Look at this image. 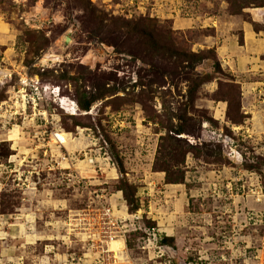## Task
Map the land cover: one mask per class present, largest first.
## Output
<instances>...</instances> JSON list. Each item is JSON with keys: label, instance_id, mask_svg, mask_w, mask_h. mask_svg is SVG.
<instances>
[{"label": "rangeland", "instance_id": "374dc122", "mask_svg": "<svg viewBox=\"0 0 264 264\" xmlns=\"http://www.w3.org/2000/svg\"><path fill=\"white\" fill-rule=\"evenodd\" d=\"M56 131L86 182L55 168ZM196 164L198 191L207 164L264 183V0H0V264H90L82 211Z\"/></svg>", "mask_w": 264, "mask_h": 264}, {"label": "built area", "instance_id": "2783aa9c", "mask_svg": "<svg viewBox=\"0 0 264 264\" xmlns=\"http://www.w3.org/2000/svg\"><path fill=\"white\" fill-rule=\"evenodd\" d=\"M32 88V103L38 104L39 100L44 99L41 94L43 89L36 85H32ZM41 138L46 140V136ZM67 140L65 133L56 131L50 134L47 141L50 146L46 147L47 153L61 158V161L54 165L55 168L68 160L64 153L57 154L60 149L65 150ZM86 152H90L87 154L89 164L94 165V168L89 169L92 172L102 169L107 162L111 163L110 158L107 161L108 152L103 147L90 148ZM60 171L67 173L68 182H86L87 177L83 171L63 165ZM200 197L201 207L211 202L214 204L213 209L210 213L206 210H203V213L194 210L188 212L187 218L191 228L196 229L200 236L189 240L182 253L177 245L168 242L166 231L159 225L146 221L145 213L140 207L123 216L115 211L108 201L109 197L106 204L82 211L78 224L93 225L87 227L91 246L89 250L93 255L90 257L88 254L90 264H264V235L260 241H256L249 234L264 229L262 177L254 172L247 180H239L238 185L233 181L224 183L215 179L205 183ZM238 197H243L245 201L251 199L256 205L263 207L240 205ZM135 235H139L137 248L142 252V256L138 258L140 261L130 253Z\"/></svg>", "mask_w": 264, "mask_h": 264}, {"label": "crops", "instance_id": "0c3cea01", "mask_svg": "<svg viewBox=\"0 0 264 264\" xmlns=\"http://www.w3.org/2000/svg\"><path fill=\"white\" fill-rule=\"evenodd\" d=\"M248 32L251 33L250 30ZM198 167L199 164L189 165L190 172L185 180L177 182H167L164 172H153V179L148 183L146 182L147 185H139L136 192V196L139 198L140 209L145 213L146 219L152 224L159 225L162 230L166 231L168 242L177 245L181 253L189 240L200 236L196 229L191 228L187 215L189 211L196 209L193 201L200 198L205 183L218 179L224 181V183L233 181L238 185L240 177L235 179L234 176L236 174L243 172L249 178L251 173L256 172L255 169L242 171V166L238 165L224 166L222 169L211 168L209 164L203 165L201 168L203 169L204 178L199 180L202 183L201 190L198 191L200 185H193V179L189 178V176L191 177V172H195ZM114 171L116 172V170ZM117 192L115 196L119 197V199L112 195L109 200L110 204L113 205L118 214L123 216L128 215L129 207L127 201L124 199L123 192L122 190H117ZM238 201L240 205L263 207V205H256L251 199L245 201L243 197H238ZM192 205H194L193 208ZM200 208L202 207L200 206ZM249 234L254 237V240L260 241L264 235V229L261 228L260 232H251Z\"/></svg>", "mask_w": 264, "mask_h": 264}, {"label": "trees", "instance_id": "16d2710c", "mask_svg": "<svg viewBox=\"0 0 264 264\" xmlns=\"http://www.w3.org/2000/svg\"><path fill=\"white\" fill-rule=\"evenodd\" d=\"M83 105V108H85V109H88L89 108V103H86V104H82ZM169 175H167V178H169L168 180H170V177H168ZM175 182H177V181H184V178H183V175L181 176V177H179V178H176L175 180H174ZM120 190H123L124 192H125V190H126V188L123 186V187H120L119 188ZM124 196H126V193H125V195ZM126 198V200L127 201H129L128 200V198L127 197H125ZM133 199H134V201H135V203L133 204V203H130V201H129V204L131 205V207H130V211H136L139 207H140V203L138 202V200L136 199V197L134 196L133 197ZM136 201H137V203H136ZM168 240V239H167Z\"/></svg>", "mask_w": 264, "mask_h": 264}, {"label": "bare ground", "instance_id": "6f19581e", "mask_svg": "<svg viewBox=\"0 0 264 264\" xmlns=\"http://www.w3.org/2000/svg\"><path fill=\"white\" fill-rule=\"evenodd\" d=\"M63 133H65V135L67 136V138H68V134H67V132H63ZM72 135V134H71ZM67 142L69 143V139L67 140ZM120 244H121V246H122V243L120 242ZM115 245H119V244H115ZM116 247V246H115ZM119 247H120V245H119Z\"/></svg>", "mask_w": 264, "mask_h": 264}]
</instances>
